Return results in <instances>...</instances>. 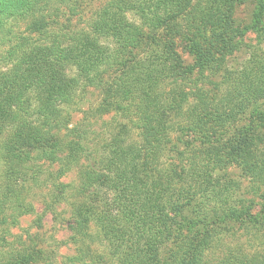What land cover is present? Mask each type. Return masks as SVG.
Here are the masks:
<instances>
[{"label": "trees", "instance_id": "16d2710c", "mask_svg": "<svg viewBox=\"0 0 264 264\" xmlns=\"http://www.w3.org/2000/svg\"><path fill=\"white\" fill-rule=\"evenodd\" d=\"M79 2L0 0V264H28L35 250L4 238L34 215L31 188L48 191L50 211H72L75 264H260L225 244L264 228V150L240 124L264 101V60L229 72L227 89L215 84L219 99L186 92L238 44L231 19L248 0H108L74 32L52 19L53 6ZM255 3L259 25L264 0ZM15 20L28 21L27 35L8 28ZM92 89L100 103L70 128L68 111ZM257 116L263 123L264 111ZM231 165L260 199L236 198L242 182L224 174ZM44 166L59 171L43 179ZM73 167L79 186L58 183Z\"/></svg>", "mask_w": 264, "mask_h": 264}, {"label": "rangeland", "instance_id": "374dc122", "mask_svg": "<svg viewBox=\"0 0 264 264\" xmlns=\"http://www.w3.org/2000/svg\"><path fill=\"white\" fill-rule=\"evenodd\" d=\"M64 1V0H62ZM75 4L78 0H72ZM108 0H82L79 2L75 9L68 5V8L64 4H58L50 9V15L55 20L56 24L71 32L86 30L88 27L87 21L92 18L93 13L104 5ZM256 1L248 0L239 4L232 15L231 22L233 27L242 32H238L234 39H237L238 44L228 52H221L218 58L221 59L218 66L206 73L207 79L204 83L198 84V87H192L186 90L194 95L198 93V89L201 88L202 93L209 99L220 97L219 92L215 90L214 85L219 84L227 89L225 83L227 82V74L229 72H239L244 69L248 61L251 60H264V20L259 25L255 23ZM55 9L57 11L55 12ZM58 16L57 19H54ZM127 18L132 21L134 15L127 13ZM28 21H10L8 28L13 27L15 31L19 33L28 34ZM56 26V25H55ZM251 26H257L251 30ZM177 39V52L186 64L187 67L193 68L195 61L193 54L189 52L188 48ZM195 79L199 78L198 73L194 72ZM101 98L98 91L92 89L83 95V101L77 107H72V110L68 111L69 119L71 120L70 128L83 122L85 117V111L94 110L100 103ZM264 101L257 102L255 105H250L248 112L245 115L240 116V124L247 125L248 138L253 139L256 149L258 151L264 150V122L258 118L257 114L259 110H263ZM91 124V122L89 123ZM84 125V124H83ZM85 126V125H84ZM102 126L101 123L97 127ZM95 128L91 132L90 145L95 143L96 135L98 131L103 129ZM184 140H187L182 135ZM95 139V140H94ZM7 168V163L0 164V171H4ZM42 176L45 179V172H58L59 168L45 169ZM81 169L74 168L65 171L64 174L58 179V183L70 185L73 188L79 186ZM224 174H230L238 181L242 182L241 191L238 192L237 199L245 198L246 200L260 199V195L253 190L254 182L249 177L246 179V172L244 169L231 165L228 169L224 170ZM264 185V184H263ZM261 186V191H264V186ZM28 201L34 206V215L26 216L20 220V225L17 228H12L11 231L5 232V240L7 242H15V237L22 239L24 244H28L29 247L35 249L31 253V257L28 264H75L70 262L73 257H79V250L81 245L71 241L74 236L72 232L67 229V222L73 218L72 211L62 205L56 208L55 212H52L47 208L48 191L43 189L32 190ZM260 202V200H259ZM262 209L257 207L254 213H260ZM10 228V227H9ZM1 231V228H0ZM240 235L236 241L226 238L227 242L225 246L229 248H236L240 250V257L243 258H258L259 263L264 262V228L263 230H254L252 233L240 231ZM2 235V234H1ZM2 244L0 243V246ZM224 246V247H225ZM99 247L98 244L94 245V248ZM29 250H32V249ZM224 254H218L217 261H221ZM209 263L214 264L213 257L210 258Z\"/></svg>", "mask_w": 264, "mask_h": 264}]
</instances>
